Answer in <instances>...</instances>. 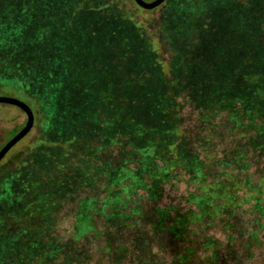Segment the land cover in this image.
<instances>
[{"label": "trees", "instance_id": "16d2710c", "mask_svg": "<svg viewBox=\"0 0 264 264\" xmlns=\"http://www.w3.org/2000/svg\"><path fill=\"white\" fill-rule=\"evenodd\" d=\"M131 1L0 0V89L32 100L38 122L0 165V264L84 263L96 216L143 215L138 190L156 202L167 184H194L193 207H154L152 229L179 240L264 192L247 173L264 157V0H189L173 24L163 10L138 19L160 6Z\"/></svg>", "mask_w": 264, "mask_h": 264}, {"label": "rangeland", "instance_id": "374dc122", "mask_svg": "<svg viewBox=\"0 0 264 264\" xmlns=\"http://www.w3.org/2000/svg\"><path fill=\"white\" fill-rule=\"evenodd\" d=\"M187 2L189 0H166L153 11L141 12L138 19L143 21L150 19L151 24H157L163 10L169 13L168 21L173 24ZM211 4H215V0H212ZM127 5L135 6L131 0H127ZM160 53L164 60L170 57L167 46H164ZM0 95L20 99L36 111L32 100L26 99L20 91L0 89ZM183 115L184 125L188 128L194 127L196 114L189 106L184 107ZM25 120L26 115L18 107L0 103V146L11 137L5 132L23 125ZM37 124L35 116L34 128L32 127L29 133L7 152L0 165L11 150L23 146L27 140L35 137ZM220 152L219 150V154ZM247 173L264 191V157H261L258 163H252ZM253 188L251 186L250 189ZM188 189H194V184H188L184 179L175 185L167 184L164 194L156 202L148 200L146 194L138 190L137 195L141 198L145 211L134 224L131 219L129 226L103 224V217L96 216L95 224L100 234L92 229L93 233L82 238L78 244L83 246L81 249L85 251L87 257L82 264H181L178 255L185 253L187 248L194 251L188 262L190 264H264V192L261 193L259 200L255 196L251 203L241 204L233 213L218 215L214 219H206L202 224L191 225L190 232L183 240L173 239L166 232L153 230L151 223L157 216L154 215V207L173 206L184 211L194 206L184 199ZM99 196L102 198L104 193ZM130 203L134 204V199ZM69 209L67 206L62 211V217L56 227L58 235H62L63 239H69L70 231L73 229L74 217ZM254 234L260 239L259 242L254 240ZM209 240L214 242L215 247L204 248L203 244ZM118 244L124 246L125 250L117 251ZM214 252L217 253L214 255Z\"/></svg>", "mask_w": 264, "mask_h": 264}, {"label": "water", "instance_id": "95a60500", "mask_svg": "<svg viewBox=\"0 0 264 264\" xmlns=\"http://www.w3.org/2000/svg\"><path fill=\"white\" fill-rule=\"evenodd\" d=\"M136 4L144 9H154L158 6H161L166 0H134ZM0 103L11 104L18 107L20 110L24 112L26 115V120L24 125L4 144L0 147V162L5 157L7 152L18 142L20 141L25 135L29 133L34 125V111L32 108L24 101L17 99L15 97L7 96V95H0Z\"/></svg>", "mask_w": 264, "mask_h": 264}]
</instances>
